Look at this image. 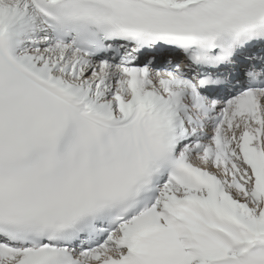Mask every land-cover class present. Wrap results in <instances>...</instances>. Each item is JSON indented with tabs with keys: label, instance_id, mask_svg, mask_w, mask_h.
<instances>
[{
	"label": "snow or ice",
	"instance_id": "obj_1",
	"mask_svg": "<svg viewBox=\"0 0 264 264\" xmlns=\"http://www.w3.org/2000/svg\"><path fill=\"white\" fill-rule=\"evenodd\" d=\"M0 264H264V0H0Z\"/></svg>",
	"mask_w": 264,
	"mask_h": 264
}]
</instances>
